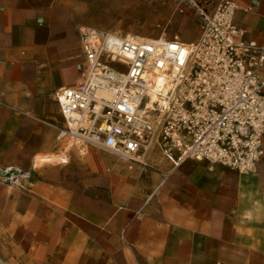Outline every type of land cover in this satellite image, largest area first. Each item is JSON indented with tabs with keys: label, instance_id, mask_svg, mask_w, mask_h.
I'll return each instance as SVG.
<instances>
[{
	"label": "crops",
	"instance_id": "crops-1",
	"mask_svg": "<svg viewBox=\"0 0 264 264\" xmlns=\"http://www.w3.org/2000/svg\"><path fill=\"white\" fill-rule=\"evenodd\" d=\"M232 1L264 44V0ZM92 3L0 0V264H264V152L240 174L61 147L53 93L79 82Z\"/></svg>",
	"mask_w": 264,
	"mask_h": 264
},
{
	"label": "built area",
	"instance_id": "built-area-1",
	"mask_svg": "<svg viewBox=\"0 0 264 264\" xmlns=\"http://www.w3.org/2000/svg\"><path fill=\"white\" fill-rule=\"evenodd\" d=\"M181 1L197 15L191 42L79 25V82L53 93L61 147L129 161L156 146L177 164L255 171L264 152V44L244 38L232 0Z\"/></svg>",
	"mask_w": 264,
	"mask_h": 264
},
{
	"label": "rangeland",
	"instance_id": "rangeland-1",
	"mask_svg": "<svg viewBox=\"0 0 264 264\" xmlns=\"http://www.w3.org/2000/svg\"><path fill=\"white\" fill-rule=\"evenodd\" d=\"M88 13L82 14L84 24L106 31L127 32L158 37L177 35L191 42L198 34L197 15L181 0H92ZM215 5L222 0H196ZM181 2V3H180ZM179 7L183 12H179ZM81 22V18H79Z\"/></svg>",
	"mask_w": 264,
	"mask_h": 264
}]
</instances>
